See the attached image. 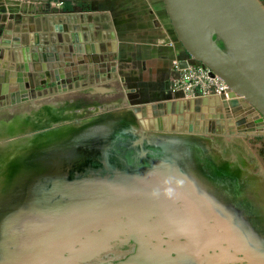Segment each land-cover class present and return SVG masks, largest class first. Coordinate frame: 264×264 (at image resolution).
<instances>
[{"label": "water", "instance_id": "1", "mask_svg": "<svg viewBox=\"0 0 264 264\" xmlns=\"http://www.w3.org/2000/svg\"><path fill=\"white\" fill-rule=\"evenodd\" d=\"M164 4L191 63L222 79L231 98L188 100L176 113L192 103L221 101L226 110L238 107L236 113L248 120L254 114L264 130L262 0ZM55 74L36 88L18 73L17 103L53 92L73 95L85 83L63 84L64 75ZM47 84L53 86L43 90ZM8 88L5 84L2 92ZM176 106L160 103L111 114L106 109L86 125L70 115L63 125L45 123L31 139L1 145L14 158L8 189L0 197V264H106L112 263L104 260L106 254L133 243L135 252L116 264H264V217L252 207L259 200L238 192L243 170L233 163L242 159L240 153L236 149L232 161L222 163L220 156H205L207 143L198 128L168 133L156 124ZM59 111L50 114L62 121ZM11 133L1 130L0 136Z\"/></svg>", "mask_w": 264, "mask_h": 264}, {"label": "crops", "instance_id": "2", "mask_svg": "<svg viewBox=\"0 0 264 264\" xmlns=\"http://www.w3.org/2000/svg\"><path fill=\"white\" fill-rule=\"evenodd\" d=\"M16 5L21 9L13 8ZM191 62L175 35L164 0H0V80L4 85H15L18 72L30 87L38 88L42 78L39 81L36 74L52 78L58 71L63 80L81 79L100 91L111 88L109 94H113L115 89L107 82L116 81L124 94L122 110L177 104L173 113L161 116V123L152 115L168 133H192L194 126L200 138L213 137L218 131L248 135L252 130L248 127L236 130L238 107L226 110L221 101L192 103L176 113L183 103L195 100L171 86V79ZM127 94L132 95L130 99ZM243 142L238 144L250 147L251 143ZM257 146L250 147L251 153L262 156Z\"/></svg>", "mask_w": 264, "mask_h": 264}, {"label": "flooded vegetation", "instance_id": "3", "mask_svg": "<svg viewBox=\"0 0 264 264\" xmlns=\"http://www.w3.org/2000/svg\"><path fill=\"white\" fill-rule=\"evenodd\" d=\"M40 71L42 72V70ZM42 75H43L42 73L35 75V77L39 79V81L42 78L41 79L42 83L49 82V80L55 79V75L52 78L51 76L42 77ZM6 77L8 79L11 78V74L9 71L6 72ZM81 78H85V77H81ZM82 80L85 81L86 79H82ZM62 83L63 84L66 83L69 85L70 83L71 84L75 83V80L73 79L71 80V82L70 80H64L62 81ZM107 83H108V86L115 89V92L113 94L105 93L103 91L94 92V90L92 89L89 83H84L83 85H81L80 89L74 92L73 95H71L72 92L70 94H60L56 91L58 93L57 95H54L53 94L54 92H53L52 95H50L49 97L45 96V98L34 99L35 100L34 102L27 101L24 103H17L16 94L17 92L21 91L19 88L21 85V82H19V77L16 79L15 85H11L7 83V85H9V88H8L9 90L10 88H13L7 93L2 92L4 88V82H3V79L0 80V132L1 130H7L9 133H11L12 129L16 131V134L11 133L9 136H6V137L0 136V148H1V145L6 143L7 141H13V142L18 141V140L21 141L25 139L26 137L31 139L34 135H37V133L42 132L45 129V123H48V122L52 123V125L54 126L63 125V123H66L65 121H67L69 119V116L71 115L72 121L74 123L76 120H78L80 124L86 125V124H89L91 122V119L96 117V115L97 116L102 115L101 113L103 110L107 109V111L109 110L108 114H111L113 112H116V110L122 109L123 106L121 104V97L124 94L119 92L120 90L119 82L115 81V82H111V83L107 82ZM52 86L53 85L51 84H47L44 86L43 90L47 89L48 87H52ZM30 90H32V88ZM127 95L129 96V99L132 96L131 94H127ZM57 110H60L59 112H62L61 113L62 121L54 120L55 119L54 115L50 114L52 111L56 112ZM79 111H82L83 114L80 115ZM244 115L245 113L239 115L240 119L238 121V127L236 130L239 133L240 131L246 130V129H243V127H248L249 124L250 125L255 124L254 129L250 130L248 135L240 136L239 134V136L237 137L230 131L229 132L218 131V134L213 136L212 138L219 139L222 147L217 144H215V147L221 148L223 151H225V153H227L225 158L221 159L222 163H227V162L232 161L233 155L235 154V151L238 148L237 151L240 153L242 159L240 158L236 159L235 157L233 165L236 168V170H239V167L237 166V164L241 167L245 164L250 165V166L252 164V166L254 165L256 166V168L253 167V170H252L253 172H256V171L261 172L263 171V168H264L263 166L264 165V151H263L264 150L263 149L264 130H261L258 128V125L255 123V119L248 120V118L245 117ZM251 115L255 116L254 114H251ZM18 120L21 121L20 125L19 127H15V125L17 124L16 122H19ZM250 122H253V123H250ZM29 134H31L32 136H29ZM227 135H230L233 137L231 139H228ZM223 137H225V139ZM244 139H245V142L248 141L249 143H251L250 145L251 148L260 144V146L259 147L257 146L256 148H261L260 155L262 156L257 157L255 155H252L250 147H247L248 148L247 149L244 145L238 144L239 141H242ZM225 148H227V150ZM10 154L11 155L6 154L4 149H2V151L0 152V180H2V178H7L9 176V169H8L9 163L14 158V153L13 155L12 153ZM7 156L8 157L11 156V157L8 158ZM241 163H243V165ZM235 168L233 169L235 170ZM259 169H261V171ZM236 174L237 173L231 174V175L234 178H236L237 177ZM259 177L262 181V182L260 181L261 182L260 185L262 184V186L259 185L260 189L264 190V182H263L264 175L263 176L260 175ZM243 179H245V182L248 181L247 179L249 178L247 177V174L244 175ZM233 184H234V181H233ZM249 185L250 184H248L247 182V184L244 185L245 188L242 187L243 189L241 188V185H239L238 192L240 194L242 193L244 194V192H246L245 193V197H246V195L249 194L248 193L250 190ZM255 195L259 196L258 197L259 202L261 199L264 200L262 198L264 197L263 191L261 192V194L257 191V194ZM223 209H224L223 212H225L226 211L225 208ZM230 214L231 213L229 212L227 213V215H230ZM245 245L246 244L243 243L242 246L240 245V247L245 248L244 247ZM134 252H135V243L131 244L130 246H124L123 248L119 250H112L111 252L106 254V256L104 255L105 257L104 256L103 257H104V260H107L108 258H110L112 260L111 262L116 264L117 262L125 260ZM112 263H106V264H112ZM204 263L208 264L207 262H204ZM230 264H247V263L246 262L244 263L234 262Z\"/></svg>", "mask_w": 264, "mask_h": 264}, {"label": "built area", "instance_id": "4", "mask_svg": "<svg viewBox=\"0 0 264 264\" xmlns=\"http://www.w3.org/2000/svg\"><path fill=\"white\" fill-rule=\"evenodd\" d=\"M172 89L182 92L189 99L218 97L229 101L228 86L207 67L190 63L171 79Z\"/></svg>", "mask_w": 264, "mask_h": 264}, {"label": "rangeland", "instance_id": "5", "mask_svg": "<svg viewBox=\"0 0 264 264\" xmlns=\"http://www.w3.org/2000/svg\"><path fill=\"white\" fill-rule=\"evenodd\" d=\"M262 2L264 3V0H262ZM13 8H15V9H21V7L20 6H18V5H16V6H13ZM120 110H122V109H120ZM116 111H118V110H116ZM224 139H225V137H223ZM203 139V141L205 142V144H206V153H208V154H206L205 152H204V154H205V156H211L212 157V155H214V156H220L221 157V159L222 158H225V156H226V154L227 153H225V151H223L221 148H217V147H215V144H217V145H219V146H221V143H220V140L219 139H216V138H212V137H209V136H205V137H203L202 138ZM228 139H231V138H228ZM226 140H227V138H226ZM222 147V146H221ZM226 150H227V148H225ZM260 157V156H259ZM261 159H262V157H261ZM243 165V164H242ZM246 166H249L250 168V170H247L246 169V167H244V165L242 166V167H240L239 166V169H241V170H243V175H242V177H241V184H243L244 182H245V179H243V177H244V175H246L247 173H251V174H247V177L249 178V179H247L248 181V184H250L249 185V187H251L250 188V190H249V194H257V191L261 194V192L263 191L264 192V190H261L260 189V186H262V184L260 185V183L262 182L261 181V179H260V177H257V178H254V177H256V176H263V173L262 172H264V168H263V171H261V169H259L261 172H253L252 170H253V167L254 168H256V166L254 165V166H252V164H251V166L250 165H246ZM257 170V169H256ZM246 173V174H245ZM262 173V174H261ZM250 176H252L253 178H250ZM252 179V180H251ZM243 181V182H242ZM261 181V182H260ZM247 182H245V183H247ZM263 182H264V180H263ZM260 185V186H259ZM252 196V195H251ZM254 198H256V199H258L257 197H259V196H257V195H255V196H253ZM253 197H250L249 195H247V197L246 198H248V199H250V201L251 200H255ZM252 198V199H251ZM263 199H264V197H262ZM262 200V199H261ZM264 201V200H263Z\"/></svg>", "mask_w": 264, "mask_h": 264}, {"label": "bare ground", "instance_id": "6", "mask_svg": "<svg viewBox=\"0 0 264 264\" xmlns=\"http://www.w3.org/2000/svg\"><path fill=\"white\" fill-rule=\"evenodd\" d=\"M242 187L245 188V186L243 184L241 185V188ZM249 188H251V187H249ZM7 189H8V177L2 178V180H0V197L5 195ZM243 196H245V195H243ZM252 196L250 195V197H252ZM253 203L255 204V205H252V207H254V210H259V213L262 215V217H264V201L260 200V202L255 201ZM248 224L251 225L249 223V221H247V225Z\"/></svg>", "mask_w": 264, "mask_h": 264}, {"label": "trees", "instance_id": "7", "mask_svg": "<svg viewBox=\"0 0 264 264\" xmlns=\"http://www.w3.org/2000/svg\"><path fill=\"white\" fill-rule=\"evenodd\" d=\"M220 45L223 46L221 42H220Z\"/></svg>", "mask_w": 264, "mask_h": 264}]
</instances>
